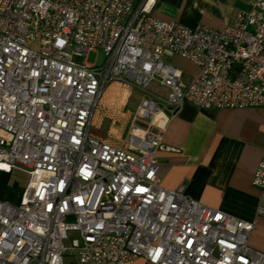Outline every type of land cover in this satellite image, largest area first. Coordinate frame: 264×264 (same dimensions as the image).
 I'll return each mask as SVG.
<instances>
[{
    "label": "built area",
    "instance_id": "1",
    "mask_svg": "<svg viewBox=\"0 0 264 264\" xmlns=\"http://www.w3.org/2000/svg\"><path fill=\"white\" fill-rule=\"evenodd\" d=\"M154 4L0 0V172L27 176L17 202L0 198V264H264L248 243L255 221L157 177L164 109L264 107V0L220 30L156 19ZM98 51L103 62L88 63ZM110 81L148 93L124 148L88 134ZM252 183L264 191V151Z\"/></svg>",
    "mask_w": 264,
    "mask_h": 264
},
{
    "label": "crops",
    "instance_id": "2",
    "mask_svg": "<svg viewBox=\"0 0 264 264\" xmlns=\"http://www.w3.org/2000/svg\"><path fill=\"white\" fill-rule=\"evenodd\" d=\"M154 1L150 16L156 19L220 30L234 23L256 0ZM176 59L189 62L197 71L191 61L170 57L173 64ZM129 88L110 81L98 100L106 108L125 114L126 122L132 111L125 107ZM157 121L164 127L162 140L168 147L157 152L159 184L176 189L184 183L185 194L192 199L239 219L255 221L248 243L264 251V218L256 215V207L264 204V191L252 183L264 151V107L201 109L185 103L176 113L164 109ZM130 264L150 263L138 257Z\"/></svg>",
    "mask_w": 264,
    "mask_h": 264
},
{
    "label": "rangeland",
    "instance_id": "3",
    "mask_svg": "<svg viewBox=\"0 0 264 264\" xmlns=\"http://www.w3.org/2000/svg\"><path fill=\"white\" fill-rule=\"evenodd\" d=\"M103 60L104 55L102 51H98L97 53L89 52L86 56V61L92 64H101ZM174 64L186 73H194V66L185 60L176 59L174 61ZM148 90L152 92L155 91L159 93H164V89L156 87L155 84L149 85ZM127 93L128 99L126 101L125 107L127 106L128 108H132L130 115L128 116V118H126L127 122L125 121V114H120L119 112L117 113L110 110L109 108H106L104 102L102 101L97 102L89 124L88 131L90 135H93L99 138V140L112 146L124 148V142L122 138H124L125 136L126 128L131 120L133 111L142 99V97L148 96V93L146 91H140L134 87L129 88V91ZM26 181L27 176L24 172L13 170L8 175L6 185H11L12 183H19L20 186H24L26 184ZM68 236L70 239L78 238L77 233L74 231H68ZM69 244V241L65 242L66 246H69ZM70 254V250H67L64 255L65 261L68 262L67 258L70 256Z\"/></svg>",
    "mask_w": 264,
    "mask_h": 264
},
{
    "label": "trees",
    "instance_id": "4",
    "mask_svg": "<svg viewBox=\"0 0 264 264\" xmlns=\"http://www.w3.org/2000/svg\"><path fill=\"white\" fill-rule=\"evenodd\" d=\"M9 173L1 172L0 175V198L9 200L10 202H17L24 186H20L19 183H12L6 185V181Z\"/></svg>",
    "mask_w": 264,
    "mask_h": 264
}]
</instances>
